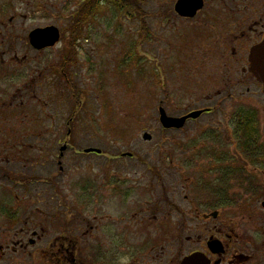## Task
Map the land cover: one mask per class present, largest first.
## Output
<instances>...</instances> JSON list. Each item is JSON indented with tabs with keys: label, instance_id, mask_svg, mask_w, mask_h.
<instances>
[{
	"label": "flooded vegetation",
	"instance_id": "obj_1",
	"mask_svg": "<svg viewBox=\"0 0 264 264\" xmlns=\"http://www.w3.org/2000/svg\"><path fill=\"white\" fill-rule=\"evenodd\" d=\"M202 2V8L193 17L183 18L175 12V1L172 6L175 16L169 17L186 22L184 33L194 31L196 37L205 39L187 66L191 61L198 62L196 66L208 72L211 63L224 64V59L230 62L227 70L231 71L232 79L222 81L225 89L215 96L217 104L235 102L238 106L230 113V119L226 117L229 125L225 126V117L221 118L226 132L212 126L199 130L202 135L212 130L222 134L218 136L221 141L218 149L225 148L228 152L215 154L223 159L213 164L211 172L219 171L220 179H227L225 188L234 182L235 187H230L232 195L226 198L242 193L247 199L246 210H221L225 207L206 210L200 216L203 224L192 222L191 210H178L185 218L189 215L193 224L184 225L179 237H175L171 224L164 223L162 227L169 228L165 232L169 237L161 243L154 237L160 230L154 210L129 207L127 203L132 192L127 189L129 167L135 168L141 160L109 157L111 164H104L109 167L105 184L96 185L89 175H74L80 165L79 157L94 153L85 154L78 149L75 128L63 131L56 106L59 99L63 104L66 92L72 108L75 105L72 97L77 95L78 88L73 80L67 84L64 71L71 69L72 79L78 76L79 52L61 46L64 60L56 68L48 70L47 64L32 65V53L41 59L47 51L62 45V40L54 47L36 48L31 40L33 31L19 30L15 18L6 20V16L0 15V264H264V180L259 181L255 174L260 173L264 179L263 111L253 108L251 98L236 97L242 92L241 87L248 85L251 97L256 98L255 90L260 89L264 98L262 84L250 71L251 50L264 41V0H249L238 5L237 10L223 0H212L214 5L208 0ZM208 11L210 17L206 16ZM162 16L155 13L158 20ZM204 17L207 24L203 23ZM164 20L168 19L164 16ZM198 21L202 23L197 24ZM158 35L157 32V39ZM57 81L58 85L51 83ZM219 108L220 105L202 108V115L188 120L186 127L217 114ZM70 112L71 121L76 123L77 106ZM47 121L53 123L50 128ZM64 135L69 141H64ZM207 145L201 142L202 148H211ZM114 179L118 182H113ZM206 181L211 185V181ZM245 184H252L253 191L249 193ZM198 187L203 185L187 179L186 191L190 193ZM70 190L69 196L77 202L81 200L83 206L65 212L63 196H68ZM114 198H120V208L105 210L106 199L111 202ZM95 202L104 205L94 208ZM45 210H55L54 217H49ZM162 245L184 248L186 255L180 259L159 251Z\"/></svg>",
	"mask_w": 264,
	"mask_h": 264
},
{
	"label": "rangeland",
	"instance_id": "obj_2",
	"mask_svg": "<svg viewBox=\"0 0 264 264\" xmlns=\"http://www.w3.org/2000/svg\"><path fill=\"white\" fill-rule=\"evenodd\" d=\"M85 1L10 0L5 2L0 0V15L6 16V20L15 18V25L19 30L54 28L61 32L62 45H58L57 49L47 51L41 59L40 55L31 54L32 65L47 64V69L50 70L56 68L64 58L59 47L70 46L74 33L72 29L77 24L79 11L83 9ZM175 1L145 0L142 6L145 17H133L130 10L120 11L113 6L114 3L98 7L82 33L79 44L81 55L78 76L72 79L71 69L64 71L68 79L67 84H72L73 80L82 93L83 104H81L79 118L76 123L71 121L72 101L69 93L66 92L62 96L63 104L59 99L56 106V115L61 124L55 120L63 127L64 132L69 128H75L73 131L76 130L74 134L77 140L75 138L74 140L80 151L95 148L103 152V155L99 157L81 155L80 165L74 171V175H89L96 180V185L103 182L105 184L104 178L109 175V167L104 164H111L109 157L133 154L136 161H142L137 163L135 168L129 167L127 189L132 192L129 193L127 203L129 207L154 210V215H158L160 229L154 237L160 239L161 243L163 239L169 237L165 233L169 228L162 227L164 223H170L169 226L173 228L175 237H179L184 225L188 226L197 222L203 224L200 216L204 215L206 210H218L219 207H225L221 210L241 211L247 208V199L243 198L242 193L239 196H233L234 198H226L227 195H232L230 187L231 185L235 187L234 182L231 181L229 188H225L224 182L227 179H220L219 171L211 172V169L215 168L213 164L223 159L221 156L215 157V154L228 152L225 148L218 149V144L221 142L218 136L222 134L212 130L202 135L199 130L203 126H212L226 132L220 123L221 118L225 117L223 123L225 126L229 125L227 122L230 119V113L238 106L235 102L217 104L218 98L215 96L219 90L225 89L222 81L232 79L231 71L227 70L229 67L227 64L230 62L224 59V64L211 63L210 74L209 71L199 69V66H196L198 62L191 61L187 66L191 57L195 55V51L202 46L201 41L204 44L205 39L196 37L194 31L184 33L183 27H186V22L179 19L176 22L169 17L170 14L175 16L172 9ZM208 1L210 4L212 0ZM248 1L223 0L228 6L233 5L234 10H237V6L241 3L244 5ZM169 9L170 12H168ZM155 13L163 15L157 22ZM229 13L232 14V10L229 9ZM229 13L224 12L225 15ZM238 14L240 17V12ZM19 16L20 19H18ZM164 16L168 20H164ZM206 16H211L209 11ZM206 20L204 17L203 23L207 24ZM223 20L227 22L224 17ZM200 23L202 21L197 22V24ZM157 32L159 35L155 41ZM110 36L113 40H110ZM130 50L132 51L129 56ZM127 58L133 62L126 64ZM47 75H49L48 71ZM204 77L206 78L203 79ZM237 80L238 78L235 83ZM157 82L160 84L159 88L156 87ZM51 83L58 85L59 81ZM161 85L164 90L160 88ZM248 88V85L241 87L242 92L236 97L251 98L254 102L253 108L257 107L263 111L261 121H264V98L261 90H255L258 96L253 98L248 93ZM251 90L254 91V88ZM207 97L210 98L207 100ZM163 100L165 102H161ZM161 103H165L167 113L173 117L200 111L206 107L217 106L218 108L220 105V108L218 112L216 111L217 114L188 124L182 132H166L162 130L159 123L157 108ZM52 124L47 121L49 128ZM145 133L150 134L152 139L143 140ZM64 141H69L66 140V135H64ZM202 141L208 143L207 147L211 148H202ZM230 152L232 151L229 150ZM118 168L116 167L117 171ZM54 171L55 168L50 173ZM255 174L259 181L264 180L259 176L260 173ZM187 179L197 181L203 185V188L198 187V190L193 189L189 193L185 190ZM206 179L211 181V185ZM235 179L238 180L239 177ZM113 182H118V179H114ZM252 186V184H245L249 193L253 191ZM217 188L222 192H219ZM71 192L70 190L68 196H63L64 211L78 210L83 206L81 200L77 202L76 198L69 196L72 195ZM114 199H111V202L106 199L105 210L120 208V198ZM100 205L104 203L95 202L92 207L99 208ZM178 210H191L193 223L189 215L185 218ZM45 211L48 212L49 217H54L52 211L55 210ZM158 250L180 259L186 255L184 248L179 246L162 245Z\"/></svg>",
	"mask_w": 264,
	"mask_h": 264
},
{
	"label": "water",
	"instance_id": "obj_3",
	"mask_svg": "<svg viewBox=\"0 0 264 264\" xmlns=\"http://www.w3.org/2000/svg\"><path fill=\"white\" fill-rule=\"evenodd\" d=\"M202 6L203 2L201 0H180L176 5L175 10L181 17L191 18L202 8ZM31 37L32 45L36 48L42 49L55 45V43L59 40V33L54 28H48L33 32ZM250 61L252 65L250 71L264 86V41L252 49ZM200 115L201 112H197L184 118L175 119L168 117L165 111L162 110L161 122L166 129H180L184 127L188 119H196ZM145 138L146 140H151L149 136H146Z\"/></svg>",
	"mask_w": 264,
	"mask_h": 264
},
{
	"label": "trees",
	"instance_id": "obj_4",
	"mask_svg": "<svg viewBox=\"0 0 264 264\" xmlns=\"http://www.w3.org/2000/svg\"><path fill=\"white\" fill-rule=\"evenodd\" d=\"M110 2L115 3L118 5L119 9H124V10H131L134 9L135 11L138 10L139 8V0H107ZM142 1V0H140ZM98 1H91L87 3L83 9L80 11V14L78 15L77 18V24L74 29L75 36L74 39H72V43L74 45V41L76 42V37L80 34L79 31H81L83 24L85 23V20H87L89 14L95 9V7L98 5Z\"/></svg>",
	"mask_w": 264,
	"mask_h": 264
}]
</instances>
